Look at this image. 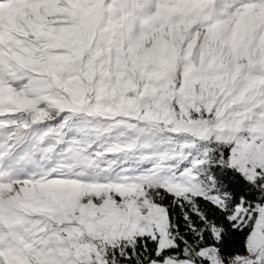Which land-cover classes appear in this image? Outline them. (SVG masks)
<instances>
[{"label": "snow or ice", "instance_id": "snow-or-ice-1", "mask_svg": "<svg viewBox=\"0 0 264 264\" xmlns=\"http://www.w3.org/2000/svg\"><path fill=\"white\" fill-rule=\"evenodd\" d=\"M0 264H264V0H0Z\"/></svg>", "mask_w": 264, "mask_h": 264}]
</instances>
